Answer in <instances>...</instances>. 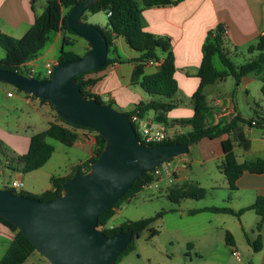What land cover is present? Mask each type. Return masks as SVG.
Instances as JSON below:
<instances>
[{"label": "crops", "instance_id": "1", "mask_svg": "<svg viewBox=\"0 0 264 264\" xmlns=\"http://www.w3.org/2000/svg\"><path fill=\"white\" fill-rule=\"evenodd\" d=\"M138 1L140 2L141 0ZM45 5L46 0H36L34 3L31 0H0V32L11 38L22 37L33 24L35 17L42 13ZM142 16L145 21L144 29L146 31L154 35L169 37L174 56V78L177 82V91L172 98L174 107L166 113L167 120L165 123L157 121L156 113L152 110L144 113L141 118L148 123L154 124L156 127L167 129L169 132L177 131L179 134L184 133L189 129V126L182 125L177 120L187 119L193 113L190 98L199 83L196 72L201 61L202 45L207 32L217 24L227 27V33L223 38L224 48L235 64H240L254 57L256 51L248 52V47L254 45L258 37L264 33V0H182L174 5L144 7L142 9ZM93 24L96 23L93 22ZM103 28H108L107 21L104 22ZM63 35L61 31L56 32L45 45H48L46 51L40 55L44 46L35 58L26 62L24 67L36 66L37 72H39L38 67H42L44 61L49 60L56 63L57 58H47V56L53 48L61 43ZM113 43L116 52H109L108 57L116 54L120 58L125 59V61L114 62L101 70L88 72L83 77L96 79L92 85L87 87L90 93L98 95L102 100L109 99L113 107L124 112H129L134 109L138 102L150 100V96L138 85H132L131 83L132 74L137 64V61L133 59L138 53L134 52V50L127 52L124 48V43L125 45L127 44L120 36L113 38ZM72 47H70L71 50ZM119 47L122 50L121 52L119 51ZM88 48V43L84 42V53ZM4 54V48L0 45V59L3 58ZM39 59H41L40 63L38 62ZM160 62L161 59L145 63V73L149 74L159 71ZM217 67L220 68V66ZM229 77L231 76L204 87L203 92L210 108L206 115L209 124L225 122L232 118L233 115H239L245 119H255V117L260 115L254 109L253 115L245 116L241 112L236 100L238 91L243 89L245 94H248L249 84L255 81L259 82L258 95L264 96L262 81L259 76L254 73H248L242 76L237 84L234 82L235 87L232 89L229 88V83H231L228 82ZM1 85L4 86H0V140L2 143L4 142V145H7L6 149L9 151L6 155L10 156L8 157L10 161H7V166L14 171L12 179L21 178L24 182V174L16 169L15 157L27 151L32 134L45 130L49 123L55 121L56 118L48 104L40 102L38 98L31 97L25 92L18 91L17 94L14 93L9 88H15L7 83L2 82ZM7 92H10L11 95H7ZM245 103L250 110L249 103ZM253 103L256 107L260 106L256 102ZM10 111H16L18 115L12 121L2 119ZM262 112L261 114H264V111ZM241 125L245 136L251 142L250 148L244 151L247 154H244L243 160L252 156H264V129L248 123H242ZM254 127L260 128L261 131H255ZM205 139L215 141L216 144L213 147L214 150L205 151L203 162L213 158L221 160V138H203L200 141L203 142ZM52 145L54 146V150L46 163L40 168L31 171H42L46 179L44 182L39 181L37 178L36 180L29 181L26 189L23 190L32 194H39L45 190L52 189L49 180L51 176H67L72 173L74 166L82 164L92 156L95 137L93 132L79 129L78 137L72 145L66 146L59 141ZM186 154L177 157V160L180 161L175 166L174 178L177 181L183 177V169L188 167ZM8 158L6 159L8 160ZM183 160L185 162H182ZM183 164H185V167L182 166ZM219 172L221 173L220 169ZM222 184L228 187L226 178ZM191 186L200 185L195 183V185ZM235 186V189H233L235 197L244 200L243 203H237L236 206L233 205L231 207L234 210H238L250 205L258 195L264 196V173L244 172L236 180ZM210 187L211 189H215L217 185H211ZM199 208L202 207L193 209ZM190 210L192 209L187 210V212L189 213ZM247 211L250 210L244 211L238 217L239 232L243 235V240H238L235 232L227 227V231L232 235L233 246L227 245L226 242L225 244L231 252L233 248L237 250L241 248L244 252L242 259H237L234 256L238 261L236 264H264V221L260 231L262 247L259 251H254L247 242V238L253 239L255 237L254 230L259 216L253 211L254 216H249L248 218L252 222L247 223L243 221ZM199 213H203V211L194 214ZM247 230L251 236L247 235ZM13 236V232L0 222V259L10 245ZM189 247H193V244ZM225 249L226 251L228 250L227 247ZM197 256L199 259H206L208 261L207 264H230L212 259V256H216V252H212V247H209V250H206V252L205 248L201 247L200 253ZM27 261L31 264L34 263L29 258Z\"/></svg>", "mask_w": 264, "mask_h": 264}, {"label": "trees", "instance_id": "2", "mask_svg": "<svg viewBox=\"0 0 264 264\" xmlns=\"http://www.w3.org/2000/svg\"><path fill=\"white\" fill-rule=\"evenodd\" d=\"M36 0H31L34 3ZM82 0H46V5L42 13L37 15L33 24L20 38H11L0 32V45L4 48L5 54L0 59V68L10 71H15L26 75L24 66L26 62L35 58L42 48L51 40V35L58 31L63 32L61 39V48L57 56V61L70 60L81 56L71 50L74 45L75 34H73L66 23V17L69 9L76 2ZM182 0H98L91 4L87 11L97 13L104 11L107 15L108 28H100L106 38L108 44V53H115L113 38L122 37L126 44L138 55L133 59L137 61L134 68L131 83L138 85L149 96L150 100L138 102L132 111L127 112L130 117L136 112L140 117L149 110L156 113V120L166 122V113L174 107L172 101L173 96L177 91V82L174 78V56L171 50L169 37L154 35L144 29L145 21L142 16L144 7L174 5ZM108 12H110L108 14ZM83 19V17H82ZM222 35V24H217L213 29L207 32L206 38L202 45V57L198 66L196 76L199 78V83L195 91L191 95V103L193 113L187 119H179L178 123L188 125L189 129L175 136V138L162 142H149L144 144L158 145L162 143H187L192 145L203 138L214 139L221 138L222 159L219 164L221 173L225 176L230 190L235 189L236 180L244 172L264 173V156H255L246 158L242 162L236 159L234 148L240 147L244 151L250 148L251 142L242 129V123L256 125L264 129V114L257 117L245 119L236 115L229 120L217 124H209L207 121V112L209 106L206 102L204 87L221 81L228 76L233 77L237 84L240 78L248 73H254L259 76L262 81V92L264 93V33L261 34L256 43L248 47V52L256 51V55L240 64H235L229 53L224 48V39ZM89 48L86 50L88 52ZM85 52V53H86ZM84 53V54H85ZM160 70L154 73H145L144 64L149 61H159ZM125 59L118 55L107 57L103 66L87 71L80 72L75 75V81L80 85L81 92L88 98H94L99 102L106 103L112 106V102L102 100L98 95L92 94L87 90L89 85H92L96 79L84 78L83 75L103 69L105 66L114 62H124ZM219 62L220 68L216 66ZM35 78H40L35 75ZM27 94V93H26ZM31 96V95H30ZM33 97V96H31ZM42 103L50 105L47 100L39 99ZM55 121L50 122L45 130L36 132L30 136L27 151L15 157L16 169L25 174L34 171L43 166L50 158L54 146L46 139L52 138L60 143L70 146L78 137V130L85 129L94 133L95 146L92 156L82 164L73 167L71 174L67 176H51L50 183L52 189L45 190L39 194H32L27 191L16 192L25 196H35L41 200L53 199L63 193L62 182L73 175L75 171L85 172L89 168V164L96 159L101 152L105 141L104 138L89 127L73 125L62 120L56 113ZM133 127L137 132V125L132 122ZM252 125V124H251ZM138 135V134H137ZM139 137V135H138ZM3 146L0 140V148ZM85 167V170L81 168ZM151 180L148 172L140 174L133 181L131 187L108 209L99 214L97 225L101 226L104 233L108 236L118 231L130 230L133 233L131 240L128 242L125 249L117 256L115 262L125 252L134 249L133 239L138 237L141 231L149 226L155 217L162 214L157 213L154 217L140 218L136 220H127L117 226H108L109 220L116 212V208L122 200L132 198L144 188V185ZM205 194V188L201 186H177L172 188L167 197L178 203L181 199L192 198L202 199ZM252 210L259 216V220L255 225V237L247 238V242L251 245L254 251H259L262 247L261 228L264 221V196L258 195L255 200L248 206L234 210L231 207H215L207 206L199 209H192L189 213L194 214L202 211L214 213H229L239 217L244 211ZM0 222L4 224L10 231L13 232V239L0 259V264H23L35 251V248L28 238L19 230L13 223L0 217ZM158 231L151 229L150 235L153 236ZM225 242L227 245L233 246L232 235L230 232H225ZM190 244H188V247Z\"/></svg>", "mask_w": 264, "mask_h": 264}, {"label": "water", "instance_id": "3", "mask_svg": "<svg viewBox=\"0 0 264 264\" xmlns=\"http://www.w3.org/2000/svg\"><path fill=\"white\" fill-rule=\"evenodd\" d=\"M96 1L74 3L66 17L69 30L89 45L84 55L57 61L50 78L0 68V82L49 101L62 120L89 127L105 141L88 170L75 171L64 180L63 193L56 198L41 200L0 188V217L16 225L51 264H115L133 233L126 230L106 235L97 225L99 214L140 174L189 151L187 143H142L127 112L81 92L75 75L103 66L108 57L102 30L82 19Z\"/></svg>", "mask_w": 264, "mask_h": 264}, {"label": "rangeland", "instance_id": "4", "mask_svg": "<svg viewBox=\"0 0 264 264\" xmlns=\"http://www.w3.org/2000/svg\"><path fill=\"white\" fill-rule=\"evenodd\" d=\"M83 20L91 24L95 22L96 24L94 25L103 28L104 22L107 21V15L104 11L97 13L86 11L83 14ZM52 37L53 34L51 35V39ZM84 42L86 41L83 38L76 36L72 50L79 55H84ZM47 46L40 52V55L46 51ZM124 46L127 52L132 50L129 49L130 47L125 45V43ZM60 48L61 43L51 50L47 58H57ZM119 51H122L120 47ZM40 61L41 59L38 60L39 63ZM216 64L220 66L219 62H216ZM38 70L39 72L37 75L42 78L44 76L43 67H38ZM228 80V82H231L229 83V88H234V79L229 77ZM1 84L2 82H0V86H4ZM248 87V94H245V91L241 89L236 96L241 112L245 116L253 115L254 109L257 114L263 113L264 96L261 94L258 95L259 82L255 81L249 84ZM9 89H12L16 94L18 93L17 89ZM245 102L249 103L251 107L250 110L247 108ZM253 102L258 103L260 106L256 107ZM48 106L50 107L49 104ZM52 111L54 114L55 111ZM16 115H18V112L10 111L7 113V116H3L2 119L12 121ZM254 130L261 131L260 128L256 127H254ZM47 141L51 144L57 142L52 138H47ZM215 144V141L205 139L203 142L198 141L190 146V150L186 154L188 167L183 169V177L180 180L177 181L173 178L171 181H168L165 176H162V178L158 180L156 187H145L132 198L122 200L119 203L115 214L107 225H119L127 220L154 217L160 212H162V214L155 217L149 226L141 231L138 237H134V249L122 254L115 264H207L208 261L206 259H199L197 256L200 253L201 247L205 248V252L209 250V247H212V252H216V256H212V259L215 261L230 264H236L238 262L229 247L225 244L224 239L227 227H229L235 232L238 240H243V235L239 232L240 225L237 216L229 213H214L209 211H203V213L196 215L187 212L189 209L204 206L232 207L244 201L243 199L235 197L234 191L230 190L225 184H222L225 182V176L219 172L218 165L221 160L213 158L203 162V159H205L203 154L205 151L214 150L213 147ZM6 146L7 145L3 144V146L1 145L2 148H0V188L5 189L7 187L9 188L14 176V171L7 166V161H10L8 157L10 156H6L9 153ZM244 154L246 155L247 153H245L243 149L239 147L235 148V155L238 161L243 160V157H245ZM6 158H8V160ZM179 162L177 157L172 159V164ZM182 162L185 161L183 160ZM24 177L25 183L23 182L24 186L22 190L26 189V185L29 181L36 180L37 178L39 181L44 182L46 179L40 170L25 173ZM195 183L205 188V194L202 199L184 198L178 203H175L167 197V194L172 188L177 186H191L195 185ZM211 185H217V187L211 189ZM249 216H254L252 210L245 213L243 221L251 223L252 220L248 219ZM151 229H155L158 232L151 236ZM247 235L251 236L248 230ZM188 244H193V247H188ZM226 247L228 248L227 251L225 249ZM238 251L242 259L244 257V252L241 248H239ZM29 260L34 261L33 264H51L37 250L30 255ZM24 264L31 263L27 261Z\"/></svg>", "mask_w": 264, "mask_h": 264}, {"label": "built area", "instance_id": "5", "mask_svg": "<svg viewBox=\"0 0 264 264\" xmlns=\"http://www.w3.org/2000/svg\"><path fill=\"white\" fill-rule=\"evenodd\" d=\"M109 13L110 12H108V14ZM226 33H227V27L225 25H222L223 37H225ZM164 37L168 38V36H164ZM149 62H152V61H149ZM55 64L56 63L49 61V60L44 61L42 63V67L44 69V76L42 78H50ZM24 69H26V75L30 77H34L38 73L36 66H30L28 68L24 67ZM7 95H11V93L7 92ZM234 116L235 115H233L232 117ZM129 120L131 123L133 122L137 125V134L139 135V140L141 142L142 141L146 143L162 142V141L173 139L175 138L176 135L179 134L177 131L169 132L167 129L156 127L154 124L148 123L142 120V118L136 112L131 114V116L129 117ZM251 124L253 125L254 121H251ZM172 159L173 158L164 161L162 164L154 167L150 172H148L151 176V180H149L144 185V188L145 187H148V188L156 187L158 180H160L162 176H165L168 179V181H171L174 178L175 166H177V163L172 164ZM182 166L185 167V164H183ZM81 169L85 170V167H82ZM23 186H24V183L21 178L12 179L9 185V187L14 189L16 192L21 191ZM98 227L102 229L101 226H98ZM232 253L237 259H239L241 256L240 252L235 248L232 249Z\"/></svg>", "mask_w": 264, "mask_h": 264}]
</instances>
